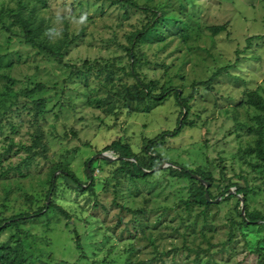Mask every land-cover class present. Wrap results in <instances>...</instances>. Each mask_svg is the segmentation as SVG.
<instances>
[{
  "label": "rangeland",
  "instance_id": "374dc122",
  "mask_svg": "<svg viewBox=\"0 0 264 264\" xmlns=\"http://www.w3.org/2000/svg\"><path fill=\"white\" fill-rule=\"evenodd\" d=\"M263 118L264 0H0V220L60 186L58 209L1 228L0 249L20 264H264V222L243 226L242 199L220 196L243 188L264 216ZM178 124L154 144L170 165L145 179L103 151L121 139L140 157ZM173 164L210 175L208 206L186 204Z\"/></svg>",
  "mask_w": 264,
  "mask_h": 264
},
{
  "label": "trees",
  "instance_id": "16d2710c",
  "mask_svg": "<svg viewBox=\"0 0 264 264\" xmlns=\"http://www.w3.org/2000/svg\"><path fill=\"white\" fill-rule=\"evenodd\" d=\"M222 28H213L212 31L216 35L221 31ZM32 42L30 41V44ZM35 91L40 90V87H37L34 89ZM140 94L145 95L148 99H152L151 93L147 90L145 86H142L140 89ZM162 95H159L157 97L158 99L161 98ZM154 100H157L156 98ZM181 129V124H178L176 128L173 131H165L159 133L157 136L152 138L149 143L145 144L143 146L142 156H138L136 153L132 151L129 144L122 141L121 139L112 141L109 145L105 146L103 148L104 152H111L116 153L118 158L115 159L116 163L119 164V167L117 171L119 172H125L126 174H129L131 177L139 178V179H145L150 175V173H144V171H151L152 169L160 166L163 162H167L166 159L162 158L160 154L154 149V144H157L161 140H165L166 137L169 136H176ZM257 135L258 139L255 146V151L257 153V156L261 161L264 162V118L260 121V127L257 129ZM177 167V170H174L172 168H168L170 175H172L175 178L179 179H185L190 181V188H189V197L186 200V204L193 203L195 205L199 206H208L209 200L213 199L209 193L208 188L206 189L205 184L212 182V179L210 175L207 173H203L200 171L193 172L191 170H187L186 168L182 166H178L177 164H173ZM60 171L62 177H65L68 182L75 186L78 189L90 188L91 184L89 185H82L80 181L72 174L70 171ZM88 180H92V175L90 173H87ZM60 184V182H59ZM60 186L57 185L54 180L52 183H50L49 192H48V198L45 202V206L43 209L34 212L32 214H18L16 216H13L7 220H0V230L1 228H7L11 225L18 226V224L23 223L24 221L30 220V219H38L44 217L49 209H58L57 205H55V197L54 193L58 190ZM232 187V185H230ZM207 190L208 197L205 196V192ZM228 190L225 189V192L222 193L220 196L223 197L222 201L225 202L233 197H240L243 201V204H246V198L247 193L243 188H235L232 195H228L224 197V194ZM236 210L240 209V203L237 202L235 206ZM59 212L62 214H65L63 210L59 209ZM241 217V215H240ZM262 223L264 222V216L259 214H253L251 212H248L247 209H244V215L243 220L241 224L243 226H252L257 225L256 223ZM73 234L75 237H77V234L73 231ZM77 241V240H76ZM78 242V241H77ZM77 249L80 250V245L77 244ZM19 249H9L7 247H2L0 249V264H20L24 262L22 255L19 253Z\"/></svg>",
  "mask_w": 264,
  "mask_h": 264
},
{
  "label": "water",
  "instance_id": "95a60500",
  "mask_svg": "<svg viewBox=\"0 0 264 264\" xmlns=\"http://www.w3.org/2000/svg\"><path fill=\"white\" fill-rule=\"evenodd\" d=\"M93 159H106V160H108V161L111 160V159H110L109 157H107L104 153H101V154H97V155H95V156L93 157ZM169 165H170V164H168V165H160V166H158V167L152 169L151 171L156 172V171H158L159 169H161V168H163V167H167V166H169ZM149 172H150V171H144V173H149ZM208 186H209V183H206V184H205L206 189L208 188ZM205 196L208 197L207 190H206V192H205ZM240 211H241V214L244 215V206H243L242 202H241V208H240Z\"/></svg>",
  "mask_w": 264,
  "mask_h": 264
}]
</instances>
